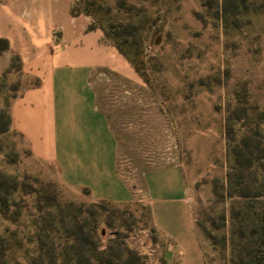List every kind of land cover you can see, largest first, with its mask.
<instances>
[{"label":"rangeland","instance_id":"obj_1","mask_svg":"<svg viewBox=\"0 0 264 264\" xmlns=\"http://www.w3.org/2000/svg\"><path fill=\"white\" fill-rule=\"evenodd\" d=\"M77 7L94 13L145 83L95 79L120 167L136 182L149 168L181 164L205 254L231 264L233 252L255 247L252 230L264 214V0H77ZM4 51L0 264H126L128 248L139 252L145 232L153 235L147 206L76 198L52 178L51 165L30 155L8 131L9 100L24 72Z\"/></svg>","mask_w":264,"mask_h":264},{"label":"crops","instance_id":"obj_2","mask_svg":"<svg viewBox=\"0 0 264 264\" xmlns=\"http://www.w3.org/2000/svg\"><path fill=\"white\" fill-rule=\"evenodd\" d=\"M74 1L0 0V38L9 44L3 56L19 58L24 72L9 100L8 131L51 165L52 178L74 197L145 203L153 235L145 232L135 249L147 264H214L200 240L183 166L149 168L136 182L120 167L119 141L95 79L145 83L102 28H89V16L71 12Z\"/></svg>","mask_w":264,"mask_h":264},{"label":"trees","instance_id":"obj_3","mask_svg":"<svg viewBox=\"0 0 264 264\" xmlns=\"http://www.w3.org/2000/svg\"><path fill=\"white\" fill-rule=\"evenodd\" d=\"M71 12L73 14L84 13L91 18V23L89 24V28L100 27L104 30L105 40L113 43L110 40L111 33H109L108 29L102 27V25L96 22V18L94 13L89 9H79L77 7V0L74 1ZM119 36V35H118ZM115 44V43H113ZM8 40L6 38H0V54L3 50L8 48ZM116 45V44H115ZM120 51L124 54V50L116 45ZM125 55V54H124ZM138 70V69H137ZM252 234L255 236V247L253 246L244 249V252L236 253L233 252V257L231 264H264V214L261 213L259 218V223L256 225ZM127 253L129 255L126 260V264H143V258L139 252L134 249L128 248Z\"/></svg>","mask_w":264,"mask_h":264}]
</instances>
